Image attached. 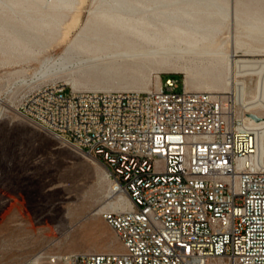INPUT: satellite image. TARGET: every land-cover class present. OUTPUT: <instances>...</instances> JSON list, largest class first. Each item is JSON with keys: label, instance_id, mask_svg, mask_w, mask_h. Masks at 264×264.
<instances>
[{"label": "built area", "instance_id": "1", "mask_svg": "<svg viewBox=\"0 0 264 264\" xmlns=\"http://www.w3.org/2000/svg\"><path fill=\"white\" fill-rule=\"evenodd\" d=\"M163 74L146 91L48 81L26 94L20 113L99 159L128 204L102 211L120 250L45 248L25 264H264L261 114Z\"/></svg>", "mask_w": 264, "mask_h": 264}, {"label": "rangeland", "instance_id": "2", "mask_svg": "<svg viewBox=\"0 0 264 264\" xmlns=\"http://www.w3.org/2000/svg\"><path fill=\"white\" fill-rule=\"evenodd\" d=\"M226 1L240 19L227 18L219 36L227 50L235 52V59L245 61L228 73L224 63L209 64L203 59L192 63L187 57L182 61L194 64L190 74L179 67L164 70L129 60L122 52L128 49L129 32L121 35L118 30L111 36L121 45L82 37V33L93 36L97 31L109 37L108 22L93 12L100 0H75L58 8L60 20L43 31L28 27L19 13L0 5V264H25L45 248L56 253L121 249L116 233L99 211L114 197L105 166L20 113L24 97L39 84L67 83L76 77L82 82L78 89L140 90L154 87L158 75L166 72L171 74L163 78H179L178 90L181 80L192 76L191 89L236 92L248 109L264 108V30L254 33L245 28L249 14L264 16V0ZM19 35L21 42L16 41ZM83 42L91 43L90 49L80 47ZM63 53L66 56L60 60ZM100 61L107 73L93 71V62ZM41 264L55 263L46 259Z\"/></svg>", "mask_w": 264, "mask_h": 264}, {"label": "bare ground", "instance_id": "3", "mask_svg": "<svg viewBox=\"0 0 264 264\" xmlns=\"http://www.w3.org/2000/svg\"><path fill=\"white\" fill-rule=\"evenodd\" d=\"M73 1L75 0H0V5L5 4L13 12L19 13V17L27 26L29 25L28 27L43 31L52 29L51 24H56L60 20L62 13L58 14L56 10L60 7L70 6ZM182 1L185 4L178 5ZM93 12L108 22L111 27L109 37L105 38L98 31L93 36L86 33H82L81 36L96 38L100 41L105 40L106 44L121 45L117 38L111 36L118 30L122 31L121 35L124 32H129L132 37L126 38L128 49L122 52L138 66L156 64L164 70L179 67L190 74L194 72V64L182 61L189 57L192 63L200 59L209 64L212 61L224 63L228 73H232L235 66L240 65L241 61H245L235 59V52L228 51L226 42L219 36L221 25L227 18L240 19L238 11L233 13L226 0H100ZM28 19H31L32 23L28 24ZM245 28L249 32L264 30V16L249 14L245 20ZM21 40L19 35L16 41L21 42ZM84 43L80 44V47L90 49L91 43ZM65 56L66 54L63 53L59 59L62 60ZM91 66H94L93 71L99 70L103 73L108 71L106 64L101 61L93 62ZM73 70L79 71L76 68ZM204 70L210 72L209 67H205ZM160 82L159 74L157 85ZM67 83H70L74 89H78L82 85L81 80L76 77H71ZM194 83L195 78L186 77V88L191 89V85ZM226 84L229 85V77L226 79ZM138 89L146 91L151 88L140 87ZM238 101L247 107L248 104L243 100V97H240V94ZM251 110L261 114L262 117L258 120L264 133V108ZM262 141L264 150V140ZM105 173L108 177L106 168ZM112 190L113 188H111ZM127 204L128 199L124 195L117 194L99 211L106 208L123 209Z\"/></svg>", "mask_w": 264, "mask_h": 264}, {"label": "water", "instance_id": "4", "mask_svg": "<svg viewBox=\"0 0 264 264\" xmlns=\"http://www.w3.org/2000/svg\"><path fill=\"white\" fill-rule=\"evenodd\" d=\"M250 115H251L252 117L256 118V119L259 118V116H257V114H255V113H251Z\"/></svg>", "mask_w": 264, "mask_h": 264}]
</instances>
